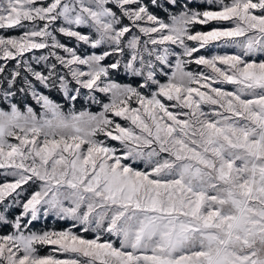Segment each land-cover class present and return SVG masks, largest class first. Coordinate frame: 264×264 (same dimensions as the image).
Here are the masks:
<instances>
[{
    "label": "snow or ice",
    "instance_id": "1",
    "mask_svg": "<svg viewBox=\"0 0 264 264\" xmlns=\"http://www.w3.org/2000/svg\"><path fill=\"white\" fill-rule=\"evenodd\" d=\"M202 3L0 0V264H264V0Z\"/></svg>",
    "mask_w": 264,
    "mask_h": 264
},
{
    "label": "rangeland",
    "instance_id": "2",
    "mask_svg": "<svg viewBox=\"0 0 264 264\" xmlns=\"http://www.w3.org/2000/svg\"><path fill=\"white\" fill-rule=\"evenodd\" d=\"M161 2L163 3L164 0H161ZM198 3L201 4V8L207 7L206 4L202 3V0H197ZM225 2H230V0H225ZM214 7V6H213ZM153 11L162 19L167 20L168 18V13L165 12L163 9H153ZM218 26H226V25H220L217 24L216 22H211L208 25H197L196 26V30H200V31H208L211 30L213 27H218ZM81 31H85L87 32L86 29H81ZM3 33H8V34H12V35H16L19 34V30H0V34ZM62 42L68 44L69 46H75V42L73 40H70L68 38L65 37H60ZM206 55L207 54H232L234 53L236 50L232 49V48H225L223 46H217L216 43L213 44H209L208 46H206L205 49L202 50ZM31 55V54H28ZM4 63V61H0V64ZM15 64V61H9L8 62V68H12L13 65ZM190 70L193 71H210L207 69H204L202 66H196V65H190L189 66ZM116 79L118 80V82H131V78L124 76L123 74L119 75L116 77ZM215 87H222L225 90H233L234 86L232 85H213ZM39 90L41 92H43L46 95H49L52 99H54L55 101L61 103L64 106V109L67 111L69 108V104L67 101L64 100L62 94L60 92H58L57 90L53 89L51 92H49L47 89H44L42 87H39ZM202 91H206V89H201ZM101 96L102 99H104L105 102H107V98L103 97V94H98ZM17 103L19 104V106L21 107V109L23 110L25 107V104H29L32 105L33 107H35L38 111H39V105H36L35 102L31 99L30 95H25L23 93H18L17 95ZM3 106V105H0ZM204 109L207 111L209 110V106L208 105H204L203 106ZM75 110L76 111H90L93 113H97L99 111H101L100 105L97 104H89L86 100L84 99H78L75 105ZM172 111H176L175 109H171ZM117 122L120 123H125L124 121L121 120V118L117 117L116 118ZM98 139H105L104 137H98ZM107 144L109 146H113V147H117L119 148V142L117 141H112L110 139L107 140ZM125 163H127V161H125ZM134 167H139V168H143L142 163L140 164H136L133 165ZM3 170H0V172H2ZM4 179V177L0 176V182H2ZM11 179V178H9ZM10 199V198H9ZM0 210H2V206H0ZM20 212L19 208H12L9 210V215L11 217H14V215L18 214ZM70 224V222H66V221H59L56 220L55 218L49 217L47 220H42V221H37L34 222V225L32 227H30V231H36V230H40V229H55V230H65L67 228V226ZM13 229L10 227H5V228H0V236L3 235H10L13 233ZM74 231H77L79 235L83 236L86 239H94L95 238V233H84L82 231H79L78 229H74ZM103 239H107V235H105L103 237ZM56 246L53 245H46V246H38L39 248V254L40 255H53L56 258H66V254H60L57 253L55 251H53V249Z\"/></svg>",
    "mask_w": 264,
    "mask_h": 264
}]
</instances>
